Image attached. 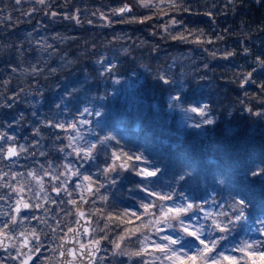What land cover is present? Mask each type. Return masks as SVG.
I'll use <instances>...</instances> for the list:
<instances>
[{
	"label": "trees",
	"instance_id": "16d2710c",
	"mask_svg": "<svg viewBox=\"0 0 264 264\" xmlns=\"http://www.w3.org/2000/svg\"><path fill=\"white\" fill-rule=\"evenodd\" d=\"M122 3L132 10L118 16L115 10ZM173 20L178 23L172 24ZM181 34L186 39L174 38ZM262 61L264 0H174V6L170 0H152L150 7L140 6L139 0H47L43 4L0 0V85L4 79L9 81L0 90L23 99L28 116L22 124L23 136L62 141L55 142L54 149L52 144L46 147L64 169L61 148L71 153L62 128L53 125L67 124L65 110L67 117L92 123V128H79V145H97L91 159L83 153L71 154L70 164L77 165L78 176L104 179L117 160L113 153L133 156L127 160L121 155L119 160L127 166L105 178L108 202L97 201L105 217H112L111 229L116 231L129 223L135 233L145 227L141 223L136 231L137 223L125 215L124 207L130 205L194 202L218 213L228 211L233 197L243 192L250 201L248 219L229 228L240 235L239 227L250 222L258 231L256 241H264L260 233L264 176L244 178L245 172L264 168ZM62 83L70 89L68 110L58 103L54 91ZM31 98H37L34 106ZM204 106L206 117L185 111ZM31 117L45 122L36 125ZM198 122L201 127H194ZM105 137L110 139L101 146ZM138 155L144 159L135 160ZM33 162L34 173L46 168L38 167L37 159ZM139 169L159 171L144 177L137 175ZM169 194L174 197L171 201L158 198ZM136 206L141 215L142 205ZM94 209L89 214L101 218L103 211ZM225 219L217 217L220 222ZM211 223L207 222L210 233ZM135 233L124 241L123 251L140 248ZM120 234L115 232L113 237ZM225 242L227 238L217 246ZM235 253L239 258L244 255ZM242 262L264 264V258L247 255Z\"/></svg>",
	"mask_w": 264,
	"mask_h": 264
},
{
	"label": "flooded vegetation",
	"instance_id": "af4514ba",
	"mask_svg": "<svg viewBox=\"0 0 264 264\" xmlns=\"http://www.w3.org/2000/svg\"><path fill=\"white\" fill-rule=\"evenodd\" d=\"M14 95H16L15 98H9L8 94L4 95L9 103L13 101V107L1 106L0 109L3 112H10L13 109L26 111L25 106L21 105L24 103L23 99H17L18 93ZM1 117H5V114ZM39 124L38 121L36 125ZM16 135L17 138L9 139L0 133V137H4L0 139V264H22L29 255L31 259L28 264H85L76 254L62 256V242L69 229L76 225L80 212L84 213V218L90 219V227L88 234L80 235L79 245L99 240L101 246L93 264H109L110 252L106 245L107 239L104 238L109 231L108 227H105L108 224L105 223L104 218L101 219L99 221L101 225L99 224L97 230L98 236L95 237L96 221L94 222L92 215L89 214L95 204L91 203L90 193L85 191L84 195H81L78 191L76 176L68 177L67 169H60L61 164L54 161L56 154L47 152L46 144H52L53 148L55 142L62 141H42L23 136L19 132H16ZM10 147H15L19 154L13 157L7 156L6 152ZM21 148L25 151H20ZM61 151V157L63 158L62 155H64L63 159H66L63 165L68 166L72 158L71 154L63 148ZM34 159L38 160V167L43 165L46 167L42 171H36L35 176L31 175L35 171L33 170L35 163H31ZM42 172L43 181H39ZM45 172L49 175H44ZM54 176L59 179H53ZM41 183L43 190L40 187ZM54 187L61 189L59 194L53 190ZM21 188L23 191H14ZM65 188L67 191L64 190ZM73 200L75 204L69 202ZM18 201L21 202L19 205ZM24 202L32 207L24 209ZM37 204L42 206L37 208L35 207ZM17 206L21 208L19 213L15 211ZM14 216L15 222L12 219ZM33 230L39 235L38 246H34L35 241L31 235ZM5 233H7L6 236ZM21 233L24 235L22 236ZM26 239L30 242L27 247H25ZM77 249L80 251L81 248ZM21 252L26 255H21Z\"/></svg>",
	"mask_w": 264,
	"mask_h": 264
},
{
	"label": "rangeland",
	"instance_id": "374dc122",
	"mask_svg": "<svg viewBox=\"0 0 264 264\" xmlns=\"http://www.w3.org/2000/svg\"><path fill=\"white\" fill-rule=\"evenodd\" d=\"M39 1V0H38ZM47 2V0H45V3ZM123 5V3H122ZM121 5V6H122ZM76 11L74 12L73 18H76ZM9 86V81H7V79H4L2 84L0 86L5 87V86ZM64 83H62L60 85L59 88H56L54 91L56 92L55 94L57 95V101L58 103H60L64 109H67L68 107H66V103H67V97L68 94L70 92L69 88L63 87ZM5 90H0V107L1 106H6L8 105V107H13V101H11V103H9V101H7L4 97V95L6 93H4ZM16 95H11L9 96V98H15ZM39 97V96H37ZM40 98V97H39ZM17 99H20V95H18ZM37 99V98H36ZM36 99L31 98L29 99L31 101V104L34 106ZM12 100V99H11ZM37 105V104H36ZM68 110V109H67ZM64 116L66 117V119L68 120L67 124L62 128V134H63V140L66 141L67 145V150L71 153L74 154L76 151H74V149L77 148H82L79 145V141H81V135L79 134L80 129L83 126L85 127V129H89L92 128V123L87 120V119H77V118H70L66 116L65 110H64ZM2 114H5V117H1ZM27 111H23L22 109H16V110H10V112H3V110L0 109V122H2L0 124V133H2L3 135L7 136V138L11 139H15L17 138L16 132L19 133H23V121L25 118H27L28 116L26 115ZM32 120V122H45V120H43L42 118L39 117H31L30 118ZM57 123V122H56ZM62 123H60L61 125ZM59 125V124H58ZM72 125H75V129L70 131V128ZM16 131V132H15ZM84 134L85 131H84ZM83 134V135H84ZM70 137L74 138L73 141H70ZM94 143V142H93ZM71 144V146H69ZM87 146V145H85ZM113 164L119 166L121 164H123L120 160H116V162L112 163L110 166H112ZM109 166V167H110ZM62 167H65L67 169V175L68 177H70V175H72V172L75 171H79L77 169V165L75 164H71V165H62ZM108 167V169H109ZM123 168H119L117 167V170L115 171H111V172H107L105 171V178L108 177L111 178V173H115V174H120L122 172ZM40 176H43V172L40 174ZM74 176V175H73ZM84 176H88L86 174H82L80 176H76L77 179V186H78V191L80 192L81 195H84L85 191H86V185L87 184H91L93 186L92 192L90 193V197L91 199V203L92 205L95 204V206L93 208H95L97 211L102 212L103 210H101L99 208V205H97V201L103 197L108 198L109 195V186L107 184L108 181L105 180V178L103 179L102 176L100 175H95V177H91V180H84ZM79 177V178H78ZM104 182V184H103ZM115 197V196H114ZM105 200V199H104ZM106 202H108V200L106 199ZM142 204H146L144 203H138L136 205H142ZM125 205V204H124ZM134 205H130L129 207H124L125 210H127V214L133 218L134 223H137L138 227L141 225V223L143 225H145V227H141L140 229H138L136 236L140 237L141 241L144 240V237L147 236L149 237V245H148V249L147 251L149 253H152V255H145L143 257H138L135 256L134 260L131 258H127L124 255H119L116 254L114 255V253L117 251L114 244L112 243V241H117L121 243V251H123L122 245H124V241L131 237L134 234H131L132 231V227L133 226L131 223L127 224V226L124 224L121 228V230H112L113 227H111L110 225V220L108 219V214H106L107 216L105 217V211H103L102 217L97 218L95 216H92L93 221L95 222L94 227L96 228V231L94 233L95 237L98 236L97 230L99 227V224L101 225V223H99V221H101V219H105V223L108 224V234L106 235L107 237V249H109V264H127L126 260L130 262H133L134 264H150V262L153 260V257L156 255H160V253L155 249V244L159 243V244H164L166 243V241H164L162 239V237L164 236H169L172 237L173 239H178V240H183L184 241V247H183V251L187 252L188 255H180L177 258H174L175 264H182L183 262L189 260L190 262H192V258L194 257L197 263V258L198 256H196V249L203 247L202 245H200L197 241L194 240V238L187 236L185 233L182 232L181 230V226L179 224L178 221H170L168 223H157L156 221L158 220V217L160 215H162L160 209H159V205H165L166 207H173L175 205H179L177 203H167V204H160L159 202H149L147 205H151V207H149L148 211L146 212L145 209L142 207L140 210V214L139 215V210L137 209V206ZM183 205V204H182ZM92 208V209H93ZM203 211H199V210H195L194 212H190L188 213L186 216L182 217V219H184L185 223H191L192 225L196 226V227H200L203 226L205 229V234H209L210 232L208 231L207 228V222H209V220L205 219V215L206 213L210 212L211 210H213V208L211 207H202ZM94 209V210H95ZM132 213H136V215H132ZM143 214V215H142ZM114 218V217H113ZM137 221V222H136ZM217 222H220L219 220H217ZM249 224V226H242L239 227L242 229L239 234H233V230L229 231V234L226 235L225 233V237L227 238V242H225L223 245L221 246H217L216 249L214 250L213 254H221L224 257H229V258H239V254L235 253L236 249L239 248L242 244L243 241H248L249 243H251L252 241H256L255 237L257 236L258 231L256 230V227L252 225V223L247 222ZM171 224V226H169ZM114 225H116V223H114ZM131 225V226H130ZM112 228V229H111ZM127 230V231H125ZM117 232H121L120 235H124L125 239L123 241H119L118 240V236L116 239L115 237H113V234ZM260 233L264 234V225L262 226ZM100 235V234H99ZM101 238V236L99 237ZM105 238V236H104ZM142 247L141 243H140V248ZM174 247L176 248H180V244L175 245ZM138 248V250L140 249ZM135 250V251H138ZM135 251H131V252H135ZM241 253V252H239ZM257 254H261L259 251L255 252V253H250L248 254L249 258H253L254 255ZM126 257V258H125ZM125 258V259H123ZM199 259V258H198ZM225 261V264H230V261L228 259L222 260ZM200 262V261H199ZM221 262V261H220ZM156 264H159V262H156ZM167 264H172V262H167ZM192 264V263H191ZM241 264H243V262L241 261Z\"/></svg>",
	"mask_w": 264,
	"mask_h": 264
},
{
	"label": "snow or ice",
	"instance_id": "6c2138e0",
	"mask_svg": "<svg viewBox=\"0 0 264 264\" xmlns=\"http://www.w3.org/2000/svg\"><path fill=\"white\" fill-rule=\"evenodd\" d=\"M39 2L41 4L45 3V0H39ZM170 3L173 4L174 6V0H170ZM139 4L142 7H150L152 6V0H139ZM117 14H122L126 11H131V9L125 5L124 7L115 10ZM77 22H79L77 20ZM178 22L173 20L172 24H177ZM165 31H167V28H165ZM175 39H181L184 40L186 39L185 36H183L182 34L174 37ZM211 42V41H209ZM229 55H231V53H229ZM261 63H264V61H262ZM250 77V74H249ZM247 82V81H245ZM165 83H167V81H165ZM264 87V86H262ZM175 100H179V97H175ZM206 108L207 106L204 107H192L191 109H186L185 111H191L193 113H199L201 116H205L206 117ZM249 111H251V109H249ZM256 115H262V113L257 112ZM205 122L208 124H212L213 121L212 120H208L205 119ZM54 127H61L63 128V125H53ZM196 128L201 127V124L198 122L195 125H193ZM73 129H75V125L71 126ZM4 137H0V139H3ZM70 141H73L74 138L70 137L69 138ZM110 138L105 137L104 141L100 142V145L103 146L105 141L108 140ZM71 146V144L69 145ZM97 145L96 144H90L88 145L87 148H77L74 149V151H76L77 155H80L81 153L84 154L85 158L91 159L92 158V154L93 151L96 150ZM20 151H25V149L21 148ZM19 153L17 151V149L15 147H10L7 149L6 155L9 157H13V156H17ZM121 155H123L124 157L127 158V160H132L133 156L128 155L127 153H122V154H117V153H113V156H115V158L117 160L121 159ZM135 160L140 161L143 160V156L142 155H138L134 157ZM126 163L125 164H121L119 166L113 164L112 166L109 167V169H107V172H111V171H115L117 170V167L119 168H124L126 167ZM159 169H155L153 171H149L148 169H139L137 170V175L140 176H144V177H154L157 175ZM5 175H7L5 173ZM31 175L35 176V173H32ZM44 175H49V173L45 172ZM72 175L74 176H78L79 172L75 171L72 172ZM187 175V174H185ZM185 175H181L180 179L183 180L185 179ZM251 175L252 177H258V176H264V168H260V169H251L249 170V172H245L244 173V178L247 179V177ZM53 179H59V177H53ZM84 180H91L90 176H84ZM39 181H43V176L39 177ZM112 183H115V181L113 180ZM10 186V185H8ZM41 190H43V184H40ZM54 191L57 192V194L60 193L61 189L60 188H53ZM65 191H67V189H64ZM88 190L91 191L90 186L88 187ZM14 191H23V189H14ZM145 191H147V189H145ZM71 193H69L70 195ZM151 195H158L155 192L150 193ZM159 199L164 200V201H171L174 199V197L172 195H159L158 196ZM47 199V198H45ZM81 199H83V197H81ZM102 199H107L106 197H102ZM185 200L187 201V198L185 197ZM70 203L75 204L76 202L73 201H69ZM21 202L18 201L17 204L19 205ZM218 203V202H217ZM42 205L37 204L35 205V207L39 208ZM250 206V201L247 197V195H245L243 192H237L236 196L233 197L232 202L228 205V211H220L218 213H212V212H208L205 215V219L211 220V229L212 232L209 234H205V229L203 226L200 227H196L194 225H192L191 223H185L184 219H182V217L186 216L188 213L190 212H194L195 210H199V211H203V208L201 205L196 204L194 202H185L183 205H175L173 207H166L165 205H159V209L162 213V216L160 219H158L156 222L157 223H168L170 221H178L180 226H181V230L183 233H185L187 236L194 238L195 241H197L200 245H202L203 247L196 249V256L199 257L200 259V264H220V261L228 259L230 261V264H241V261L246 260L247 255L250 253H255L257 251H259L261 253L262 258H264V241H252L251 243H249L247 240L243 241L241 246L239 248H237L236 250L243 253L244 255L241 256L240 258H229V257H224L221 254H213L214 250L217 247V244L220 242V240L225 239L226 237L224 236H219L216 237L214 235L215 232H220V233H225L227 231H230L229 225H234L237 222L240 221H244L248 219L247 216V209ZM32 207V205L24 202L23 203V208L24 209H28ZM142 207L145 209V211L147 212L149 207H151V205H147V204H142ZM15 211L17 213H19L21 211V208L19 206H17V208L15 209ZM77 211H79V209H77ZM80 215L83 216L84 213L80 212ZM125 215H127V213H125ZM132 215H136V213H132ZM219 216H223L225 217V221L222 222H217V217ZM13 221L15 222L16 217L14 216ZM109 220L112 219L111 216L108 217ZM261 223L264 224V220H261ZM171 226V224L169 225ZM105 227H108V225H105ZM69 231H71V229H69ZM101 231H103V229H101ZM127 231V230H125ZM134 234V232L132 233ZM5 236L7 235V233L4 234ZM21 235L23 236L24 233H21ZM31 235L34 238L35 241V245L34 246H38L40 241H39V235L35 232V230L32 231ZM105 239H107V237H105ZM125 239L124 235H120L118 237L119 241H123ZM162 239L164 241H166V243L164 244H155V249L160 253V255H156L153 257V260L150 262V264H156V262H159V264H167V262H172V264H175L174 258H177L180 255H185L187 256L188 253L183 251V247H184V241L183 240H178V239H173L172 237L169 236H164L162 237ZM149 237L145 236L143 241H140L142 247L135 252H128V251H121V243L117 242V241H112V243L114 244L115 248H116V252L114 253V255L119 254V255H124V256H138V257H143L145 255H152V253H149L147 251V247L149 245ZM30 242L27 241V239L25 240V247H27V245ZM93 243L98 247L100 244L99 240H95L93 241ZM180 244V248H176L174 247L175 245ZM81 248H87V245L81 244ZM38 250V247H37ZM69 254L75 255V250H72ZM21 255H26L23 252H21ZM63 255V253H62ZM31 259V256H26V258L22 261V264H28L29 260ZM192 264H196V260L193 257L192 258Z\"/></svg>",
	"mask_w": 264,
	"mask_h": 264
},
{
	"label": "water",
	"instance_id": "95a60500",
	"mask_svg": "<svg viewBox=\"0 0 264 264\" xmlns=\"http://www.w3.org/2000/svg\"><path fill=\"white\" fill-rule=\"evenodd\" d=\"M127 5L131 10V6L129 4H124L120 8L124 7ZM118 8V9H120ZM131 11H126L122 14H117L118 16H122L124 14L130 13ZM243 86H247V82L243 83ZM90 185H88L89 187ZM91 190L92 187L90 186ZM89 191V190H88ZM162 215L158 217V219L161 218ZM89 227H90V219L84 218L83 216L80 215L78 217V221L74 227L71 228V231H68L66 234L65 239L62 242V253L63 257L64 256H69V254L72 250H75V254L79 256V258L85 262V264H93V261L97 255V253L100 250L101 242L99 246L97 247L93 242L87 243V248H81L79 245V237L81 234H88L89 232ZM81 248L80 251L77 248ZM87 262V263H86Z\"/></svg>",
	"mask_w": 264,
	"mask_h": 264
}]
</instances>
